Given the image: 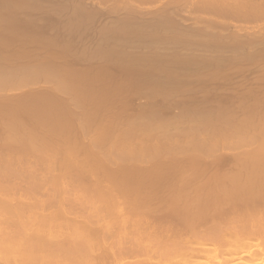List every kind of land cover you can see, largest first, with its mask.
Wrapping results in <instances>:
<instances>
[{
    "label": "bare ground",
    "instance_id": "obj_1",
    "mask_svg": "<svg viewBox=\"0 0 264 264\" xmlns=\"http://www.w3.org/2000/svg\"><path fill=\"white\" fill-rule=\"evenodd\" d=\"M65 73L53 88L65 95L78 88L71 97L82 115L52 91L59 98L23 97L0 115L9 151L0 147V264H264V113L250 114L244 104L240 117L231 110L189 115L192 127L173 131L160 118L118 128L111 117L85 145L75 130L100 125L114 87L87 90L79 84L87 72ZM219 151L233 154L231 171L202 165ZM188 153L191 173L175 178L181 164L175 168L172 156Z\"/></svg>",
    "mask_w": 264,
    "mask_h": 264
},
{
    "label": "rangeland",
    "instance_id": "obj_2",
    "mask_svg": "<svg viewBox=\"0 0 264 264\" xmlns=\"http://www.w3.org/2000/svg\"><path fill=\"white\" fill-rule=\"evenodd\" d=\"M250 2L0 0V80H3L0 85V115L8 117V109L16 108L15 101L38 97L39 94L46 97L48 93L53 99L59 98V95L57 101L69 104L66 105L68 111L71 107L76 116L82 115L84 108L74 104L71 97L78 88L66 96L64 91L63 94L56 92L53 86L62 77L66 79L68 73L65 72L75 75L83 71L88 74L80 78L84 82L79 83L82 84L80 87L85 84L84 88L90 87L89 90L95 91L101 86L111 85L110 90L108 86L103 87L104 90L115 92H106L109 94L105 101L110 108L103 104L106 108L105 111L102 109L104 112L101 116L98 114L100 125H95L96 118L93 125L89 124L90 127L83 129L78 125L77 128L81 130L75 127L79 142L88 141L94 131L98 134L97 127L105 128L111 122V117L118 118V121L115 120L118 128L127 127L132 119L140 116L160 118L169 122L173 131L179 127H192L190 122H186L190 116L234 112V116L240 117L245 105L248 113L256 111L254 114L259 116L264 113V3L259 0L257 4ZM57 68H61V72ZM43 70L51 72L48 74L50 77ZM58 74L60 79L56 76ZM79 74L78 77L81 76ZM51 91L58 94L57 97ZM51 95L48 98L52 99ZM114 105L116 108L112 111ZM80 131H84L82 136ZM2 146L5 144L2 145L0 141ZM6 149L5 146V152L8 151ZM0 150L3 154L4 150ZM82 151L79 155L84 158ZM101 151H105V148ZM185 156L188 157H183V154L172 156L177 163L174 167L181 164L179 168L183 169L184 166L185 169L173 170L176 172L175 178L178 173H191L190 170L187 172V162L192 153ZM233 157L231 153L219 151L213 158L201 161L212 171L228 172L234 167ZM155 219L151 221H154L152 226L158 225Z\"/></svg>",
    "mask_w": 264,
    "mask_h": 264
}]
</instances>
